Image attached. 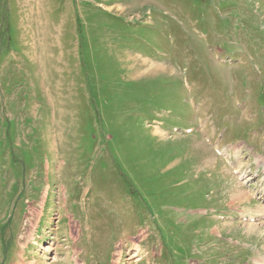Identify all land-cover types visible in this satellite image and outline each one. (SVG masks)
Wrapping results in <instances>:
<instances>
[{
    "label": "rangeland",
    "instance_id": "374dc122",
    "mask_svg": "<svg viewBox=\"0 0 264 264\" xmlns=\"http://www.w3.org/2000/svg\"><path fill=\"white\" fill-rule=\"evenodd\" d=\"M263 159L264 0H0V264H255Z\"/></svg>",
    "mask_w": 264,
    "mask_h": 264
},
{
    "label": "bare ground",
    "instance_id": "6f19581e",
    "mask_svg": "<svg viewBox=\"0 0 264 264\" xmlns=\"http://www.w3.org/2000/svg\"><path fill=\"white\" fill-rule=\"evenodd\" d=\"M208 130V132H210L211 131V129L209 128V127H207V126H205L204 127V130L202 131V132H206ZM209 139V138H208ZM202 143V142H201ZM240 144H242V143H240ZM240 144H237V145H235L237 148H239V145ZM245 148H246V150H247V147L245 146V145H243ZM245 150V151H246ZM218 151H220V149H218ZM222 152H224L225 153V151H223L222 150ZM230 160L231 161H233L234 160V157L233 156H231L230 157ZM264 160V159H263ZM262 160V162H260V164L262 163V165L264 166V161ZM229 171V170H228ZM237 171V170H236ZM248 180V179H247ZM260 191H258L257 192V194L259 195V194H262V190L261 189H259ZM246 194V193H245ZM247 196V195H246ZM257 204V203H256ZM260 205V204H259ZM258 206V205H257ZM261 206V205H260ZM259 209H260V211H261V213L260 214H256V211L254 212V213H250V214H245V213H241L242 215H241V217L243 218L242 219V224H252L253 222H251L250 223V220H254V219H261L262 217H264V207H259ZM260 215V216H259ZM234 218V216L233 217H229V219H233ZM257 224V223H256ZM131 241H133V240H131ZM131 246L132 247H134V249H135V252H137V246H136V244H131ZM138 254H140L141 253V246H140V244H139V242H138ZM122 251L123 250H120V252H119V255H118V258H122L121 257V255H122ZM132 256H136L135 254H132ZM118 261H120V259L118 260ZM255 264H262L263 262H264V254H262V253H260V251H257V256L255 257Z\"/></svg>",
    "mask_w": 264,
    "mask_h": 264
}]
</instances>
